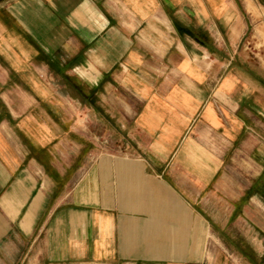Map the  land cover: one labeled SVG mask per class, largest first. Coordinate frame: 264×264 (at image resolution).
<instances>
[{"label": "crops", "instance_id": "obj_1", "mask_svg": "<svg viewBox=\"0 0 264 264\" xmlns=\"http://www.w3.org/2000/svg\"><path fill=\"white\" fill-rule=\"evenodd\" d=\"M262 173L264 0H0V264H207Z\"/></svg>", "mask_w": 264, "mask_h": 264}, {"label": "rangeland", "instance_id": "obj_2", "mask_svg": "<svg viewBox=\"0 0 264 264\" xmlns=\"http://www.w3.org/2000/svg\"><path fill=\"white\" fill-rule=\"evenodd\" d=\"M245 171L246 179L252 182L255 173L251 168ZM254 192L255 195L260 193L254 205L260 206L259 221L252 222L246 218L243 224L242 217L234 216L229 218L226 226L217 222L207 240V264H264V173L260 177V186L258 189L256 186ZM250 198L246 204L252 207Z\"/></svg>", "mask_w": 264, "mask_h": 264}]
</instances>
